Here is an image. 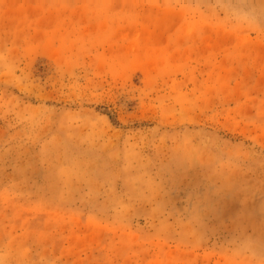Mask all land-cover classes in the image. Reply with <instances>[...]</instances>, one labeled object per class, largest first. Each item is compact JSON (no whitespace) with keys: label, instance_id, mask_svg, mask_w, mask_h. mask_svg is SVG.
Returning <instances> with one entry per match:
<instances>
[{"label":"rangeland","instance_id":"obj_1","mask_svg":"<svg viewBox=\"0 0 264 264\" xmlns=\"http://www.w3.org/2000/svg\"><path fill=\"white\" fill-rule=\"evenodd\" d=\"M0 264H264V0H0Z\"/></svg>","mask_w":264,"mask_h":264}]
</instances>
